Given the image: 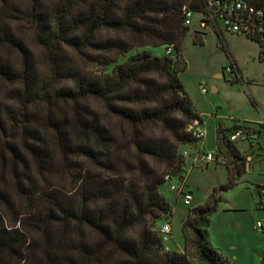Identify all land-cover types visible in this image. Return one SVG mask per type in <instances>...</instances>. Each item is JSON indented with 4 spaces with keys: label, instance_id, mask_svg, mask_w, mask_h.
Returning <instances> with one entry per match:
<instances>
[{
    "label": "trees",
    "instance_id": "1",
    "mask_svg": "<svg viewBox=\"0 0 264 264\" xmlns=\"http://www.w3.org/2000/svg\"><path fill=\"white\" fill-rule=\"evenodd\" d=\"M245 1L258 8L264 0ZM207 2L24 0L25 10L0 6V48L19 56L18 68L0 58V83L12 86L8 101H0V164H7L10 178L0 170V264H230L206 231L221 200L215 194L233 188L245 172L246 158L229 136L240 129L257 136L262 124L256 131L217 127L227 179L188 211L182 253L165 251L155 229L157 220L171 216L160 194L163 178L183 173L180 151L198 143L187 128L202 124L179 78L188 31L182 9L201 13ZM21 22L43 50L48 72L41 78L13 31ZM245 38L264 56L257 35ZM194 42L203 43L200 33ZM158 47L161 56L150 51ZM85 59L100 70L87 72L80 66ZM237 82L243 84L241 76ZM54 153L91 167L79 171L74 200L48 193L37 179L53 167Z\"/></svg>",
    "mask_w": 264,
    "mask_h": 264
},
{
    "label": "rangeland",
    "instance_id": "2",
    "mask_svg": "<svg viewBox=\"0 0 264 264\" xmlns=\"http://www.w3.org/2000/svg\"><path fill=\"white\" fill-rule=\"evenodd\" d=\"M4 4L10 10H25L26 7L24 0H0V6ZM199 20L200 14L193 12L191 24L181 46V56L186 63V70L179 75V78L206 131L204 139L200 140L195 148L201 149V153H216L215 133L219 125L229 128L236 124L246 126L250 130H258L260 121H264V62L259 61L255 55L258 45L235 39L231 41V46L238 53L244 85L240 82H228L223 77H215L214 74L221 75L222 69L229 65L228 52L225 44L211 28H200ZM13 31L30 50L36 77L45 76L48 70L44 63L43 50L34 41L33 31L22 22L15 25ZM195 33L201 34L202 44L194 42ZM150 51L158 56L164 54L163 47L153 48ZM252 52L254 54H251ZM133 53V51L129 52L118 62H122ZM0 58L7 60L16 68L19 67V56L10 49L0 48ZM80 66L87 72H95L101 68L88 59L81 61ZM200 85L204 86L206 94L200 92ZM11 87L0 83L1 102L8 101ZM212 87H216V90L212 91ZM263 132L264 129L261 133ZM259 134L256 137L263 136ZM234 144L242 153L251 155L252 166L237 179L233 188L215 194L219 195L221 200L216 213L210 219L206 236L219 244L225 256L222 255L230 264H257L264 255V253L260 255V258L258 255L264 248V233L256 231L254 227L256 221H264V210L255 205L258 199L255 187L259 182H264V140L254 138L250 141L241 138ZM71 160L64 161L60 154L54 153L53 167L37 176L38 181H44L40 186L48 193L54 192L53 194L60 198L67 197L74 200L79 171L91 167L81 158L77 157L76 160L71 158ZM1 169L8 182L10 178H8L7 164H0ZM226 171V167L221 162L207 168H192L186 165L182 175L186 177L184 191L190 192L192 196L190 206L183 205L182 196L169 191L166 185L160 188V194L171 208V216L168 220L169 237L163 242L165 251L183 252L181 225L188 211L203 205L209 196L214 195L213 190L225 183ZM175 185L181 187L182 181L175 180ZM12 187V183H9L7 190L11 191ZM10 195H12L11 203L17 208L15 194ZM164 223L166 222L163 218L157 220L155 229ZM192 264L203 263L194 259Z\"/></svg>",
    "mask_w": 264,
    "mask_h": 264
},
{
    "label": "built area",
    "instance_id": "3",
    "mask_svg": "<svg viewBox=\"0 0 264 264\" xmlns=\"http://www.w3.org/2000/svg\"><path fill=\"white\" fill-rule=\"evenodd\" d=\"M183 23L184 26L189 27L191 24V18L193 12L188 8L183 7ZM200 14L199 25L200 28L205 29L207 27L212 30L222 27L227 32L238 36H254L257 35L261 42H264V1L261 6L255 8L251 6L245 0H208L205 10ZM165 53L169 55L171 49H165ZM221 76L228 82H237L240 79V74L231 62L228 66L222 69ZM200 92L206 94V90L203 85L199 86ZM264 125V123H260ZM191 131L194 138L202 140L204 138V132L199 128L197 123L189 125L187 128ZM253 135L246 134L245 130H237L229 136L230 142H235L238 139L246 138L248 140L253 139ZM180 156L184 162V166L189 159H192L190 167H209L210 165L219 164L223 162V158L218 153H201L200 150L194 146H184L180 151ZM175 180H181V187L175 185ZM165 185L169 191L175 192L177 195L182 196V203L185 206H190L192 196L190 192H185L186 177L182 175L166 174L163 178ZM259 200L258 207L264 210V187L258 190ZM166 223L157 228L158 235L162 238L163 242L167 241L169 217L163 218ZM254 227L257 231L264 233V221H256Z\"/></svg>",
    "mask_w": 264,
    "mask_h": 264
},
{
    "label": "crops",
    "instance_id": "4",
    "mask_svg": "<svg viewBox=\"0 0 264 264\" xmlns=\"http://www.w3.org/2000/svg\"><path fill=\"white\" fill-rule=\"evenodd\" d=\"M214 32H219L220 33V35H221V37H222V40H223V43L225 44V46H226V49H227V52H228V61H229V64L231 63V62H233L234 63V65L236 66V68H237V70H238V72H239V74H240V76H241V78H242V74H241V71H240V59H239V57H238V53L233 49V47L231 46V41L232 40H241V41H247L248 43H254V42H252V41H250L249 39H247V38H245V37H243V36H238V35H233V34H230L229 32H227L224 28H217V30H213ZM216 34V33H215ZM217 35V34H216ZM254 45H257V44H255L254 43ZM260 52H261V49L259 48V47H257V49H256V52H255V55L258 57L257 59L259 60V61H262V62H264V60H263V58L262 57H264L263 55H261L260 54ZM251 54H254L253 52L251 53ZM214 76L215 77H222L220 74H214ZM243 85H244V83H243ZM212 89V91H215L216 90V87H212L211 88ZM264 123V121H260V123ZM199 128L204 132V137H205V134H206V131H205V128H204V124L203 125H200L199 126ZM254 131H256V130H254ZM255 134V133H254ZM262 134H264V132L262 133ZM254 138H255V140H257L258 138L259 139H261V140H264V136H261V137H256V136H254ZM204 139V138H203ZM250 141H253V139L252 140H250ZM215 143H216V133H215ZM198 144L199 143H197L195 146L197 147L198 146ZM250 145H251V147H252V143H250ZM237 148V147H236ZM198 149V148H197ZM238 149V148H237ZM198 150H200L201 151V149H198ZM239 150V149H238ZM239 152L243 155V156H245V158H246V166H245V170H247V172L250 170V166H252V157H251V155L250 154H246V153H242L240 150H239ZM192 162V159H189L188 161H187V163L185 164V166L186 165H190V163ZM222 164L224 165V163L222 162ZM185 166H184V168H185ZM226 173H227V171H226ZM259 185H257L256 187H255V191L257 192V193H255L256 194V196H258V199H257V201H256V203H255V205H257V207H258V200H259V194H258V190L260 189V188H263L264 187V182H262V183H258ZM257 231V230H256ZM259 232V231H258ZM262 233V232H261ZM209 242H210V245L214 248V249H216L219 253H221V254H223L222 252H224L221 248H220V246H219V244L218 243H216V242H214V241H212V240H210L209 239ZM233 248V247H232ZM264 253V248L258 253V255H259V258H260V255H262ZM224 255V254H223ZM225 256V255H224ZM260 260L261 259H259L258 260V263L260 262ZM257 263V264H258Z\"/></svg>",
    "mask_w": 264,
    "mask_h": 264
}]
</instances>
